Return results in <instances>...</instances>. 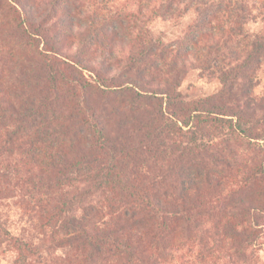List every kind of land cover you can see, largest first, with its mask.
I'll return each instance as SVG.
<instances>
[{"label": "trees", "instance_id": "16d2710c", "mask_svg": "<svg viewBox=\"0 0 264 264\" xmlns=\"http://www.w3.org/2000/svg\"><path fill=\"white\" fill-rule=\"evenodd\" d=\"M262 65L264 0H0V199L39 220L25 237L0 218L15 264H247L264 156L209 168L173 137L242 121L264 138ZM193 70L219 90L185 101Z\"/></svg>", "mask_w": 264, "mask_h": 264}, {"label": "rangeland", "instance_id": "374dc122", "mask_svg": "<svg viewBox=\"0 0 264 264\" xmlns=\"http://www.w3.org/2000/svg\"><path fill=\"white\" fill-rule=\"evenodd\" d=\"M149 27L154 33H163L168 39L178 33L176 28L159 20L154 21ZM248 27L253 32L257 31L260 25H249ZM219 88L220 84L216 79L205 74L202 75L198 70H193L185 76L179 91L185 101L195 102L210 97ZM252 95L255 99L264 97V65L261 66L257 74V85ZM234 123L236 125V121ZM239 124L242 128L241 132L232 131L229 124L221 125L202 122L182 127L180 132L176 133L173 138L178 143L180 151H183V149L186 152L189 151L188 157L198 152L199 157L191 162L195 165L205 164L209 168L216 169L218 167L221 169V166L214 161V157L218 160L219 156H221L229 162L232 161V158L235 161L243 162L249 165L250 168L253 163H256L264 156V138L250 139L247 138V133L244 132L249 131L255 135L262 131V126L258 123L250 125L242 121ZM187 166L189 167L190 165ZM233 168L234 166L232 165L231 171L228 170L231 172L230 175L222 183L225 192L233 190L235 184L239 181L238 177L235 178L233 176L235 174ZM32 214L25 211L24 205L17 197L0 199L1 223L12 234H19L25 237L37 234L39 220L36 217L33 218ZM259 223L262 225L254 227L259 234V238L256 239L253 243L254 245L250 248L252 256H250L247 264H264V218H260ZM16 257L17 252L7 243L4 233L0 234V264H15ZM211 262H214L213 258L208 259L204 264H212ZM215 263L222 264V261L216 260Z\"/></svg>", "mask_w": 264, "mask_h": 264}]
</instances>
